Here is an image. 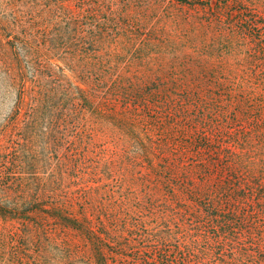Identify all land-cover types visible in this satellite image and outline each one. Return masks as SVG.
Instances as JSON below:
<instances>
[{"label": "trees", "instance_id": "16d2710c", "mask_svg": "<svg viewBox=\"0 0 264 264\" xmlns=\"http://www.w3.org/2000/svg\"><path fill=\"white\" fill-rule=\"evenodd\" d=\"M0 264H264V0H0Z\"/></svg>", "mask_w": 264, "mask_h": 264}]
</instances>
